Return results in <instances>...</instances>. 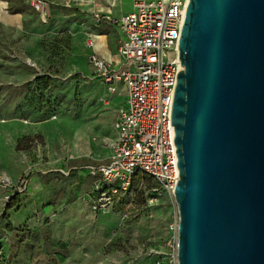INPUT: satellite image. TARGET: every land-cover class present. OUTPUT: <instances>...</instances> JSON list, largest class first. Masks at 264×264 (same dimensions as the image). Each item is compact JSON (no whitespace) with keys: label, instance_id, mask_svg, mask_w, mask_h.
<instances>
[{"label":"rangeland","instance_id":"rangeland-1","mask_svg":"<svg viewBox=\"0 0 264 264\" xmlns=\"http://www.w3.org/2000/svg\"><path fill=\"white\" fill-rule=\"evenodd\" d=\"M88 7L57 4L46 25L30 9L19 27L0 23V182L12 183L0 184V264H173L164 241L177 206L164 195L151 206L152 183L137 176L108 213L95 215L91 177L49 171L107 161L123 107L86 67L85 29L95 21Z\"/></svg>","mask_w":264,"mask_h":264},{"label":"water","instance_id":"water-1","mask_svg":"<svg viewBox=\"0 0 264 264\" xmlns=\"http://www.w3.org/2000/svg\"><path fill=\"white\" fill-rule=\"evenodd\" d=\"M171 102L177 264H264V0H187Z\"/></svg>","mask_w":264,"mask_h":264},{"label":"built area","instance_id":"built-area-1","mask_svg":"<svg viewBox=\"0 0 264 264\" xmlns=\"http://www.w3.org/2000/svg\"><path fill=\"white\" fill-rule=\"evenodd\" d=\"M59 1L69 6L83 0ZM24 2L40 23H49L51 0ZM131 4L132 11L119 20L106 18L123 35L118 47L119 66H112L95 52L88 57L95 76L111 88L121 84L126 89V107L113 123L116 138L110 157L104 163L84 167L93 179L89 196L94 213H108L115 198L130 191L137 174H144L157 184L148 198L151 206L163 195L175 202L177 153L171 140L170 115L176 75L183 70L177 45L187 0H131ZM94 16L103 18L99 13ZM87 46L94 47L92 39ZM0 184L12 187L7 178L1 179ZM178 219L177 216L168 225L164 241L173 264H177Z\"/></svg>","mask_w":264,"mask_h":264},{"label":"crops","instance_id":"crops-1","mask_svg":"<svg viewBox=\"0 0 264 264\" xmlns=\"http://www.w3.org/2000/svg\"><path fill=\"white\" fill-rule=\"evenodd\" d=\"M52 1V7H51V18L54 11V6L57 4H60L59 0L58 3H56L55 0ZM85 3L89 6L85 11L89 14H92L93 18H95L94 14L99 13L103 18L97 19L95 18V21H89L88 26L85 29L86 33L89 35L85 42V47L83 49V54L85 56L86 60V67L90 74H93L92 67L88 63V57L92 53L86 54V49H89L90 47L87 46L88 40H93L94 44V50L96 55L103 59L104 61L110 63L112 66L117 67L120 64V58L118 56V47L123 39L122 32L120 31L119 27L115 25L114 23L110 22L106 18H109L111 20H119L121 17L129 14L132 11V4L131 0H106L105 3L98 2L97 8H93L94 0H85ZM2 15V16H1ZM8 20V21H7ZM51 20V19H50ZM21 21V15L20 14H10L7 11V3L0 1V23L6 24L8 26L12 27H19ZM18 22V23H17ZM50 22V21H49ZM108 85V84H106ZM116 90L112 94V97L114 98L115 103H121L123 110L126 107V89L123 85L119 84L116 85ZM119 111V112H120ZM116 117H114L111 126H112V132L115 135L116 138V131L113 128V123L117 119L118 114ZM75 144L78 148L82 147L85 143L84 136L81 134L76 133L74 136ZM73 147V151H76L78 148ZM106 161L102 162H83L82 164L73 163V165H70L68 168L64 167L63 165L58 166L57 168H51L49 169L50 172H60L64 171L66 169V174L72 175L73 173L76 174L79 178L82 179H89L90 176L88 174V171L84 168L85 166L93 163H104ZM71 163V162H69ZM62 167V169L60 168ZM65 174V175H66ZM66 175V176H67ZM40 198H44V196H39ZM88 205L90 204V196H88ZM103 213H101L102 215ZM95 215H98L95 213Z\"/></svg>","mask_w":264,"mask_h":264},{"label":"trees","instance_id":"trees-1","mask_svg":"<svg viewBox=\"0 0 264 264\" xmlns=\"http://www.w3.org/2000/svg\"><path fill=\"white\" fill-rule=\"evenodd\" d=\"M1 1H6V2H8V1H10V0H1ZM28 9H30V10H32L25 2H24V0H19V1H17L16 0V2H15V5L13 6V7H10L9 8V10H8V12L10 13V14H23L26 10H28ZM33 11V10H32ZM34 12V11H33ZM35 14V13H34ZM35 16H36V14H35ZM36 18H37V16H36ZM37 20H38V18H37ZM39 21V20H38ZM137 176H140L145 182L147 181V182H150V183H152V185L153 186H155L154 188H156L157 187V184L151 179V178H149L148 176H146V175H144V174H137ZM136 176V177H137ZM16 197L15 198H17V194L15 195ZM13 199H10V201H9V203H8V206H7V208H10L11 206H12V204H13V201H12ZM115 201V200H114ZM113 206H114V203H113ZM113 206H112V208H113ZM97 214V213H96Z\"/></svg>","mask_w":264,"mask_h":264},{"label":"bare ground","instance_id":"bare-ground-1","mask_svg":"<svg viewBox=\"0 0 264 264\" xmlns=\"http://www.w3.org/2000/svg\"><path fill=\"white\" fill-rule=\"evenodd\" d=\"M2 16V15H1ZM8 21V20H7ZM18 23V22H17ZM110 91H111V93H113V92H115V90H116V87H112V88H110L109 89Z\"/></svg>","mask_w":264,"mask_h":264}]
</instances>
